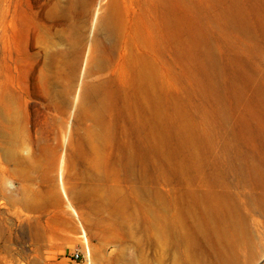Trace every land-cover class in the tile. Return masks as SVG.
I'll list each match as a JSON object with an SVG mask.
<instances>
[{"label":"rangeland","instance_id":"obj_1","mask_svg":"<svg viewBox=\"0 0 264 264\" xmlns=\"http://www.w3.org/2000/svg\"><path fill=\"white\" fill-rule=\"evenodd\" d=\"M0 1V264H264V0Z\"/></svg>","mask_w":264,"mask_h":264},{"label":"bare ground","instance_id":"obj_2","mask_svg":"<svg viewBox=\"0 0 264 264\" xmlns=\"http://www.w3.org/2000/svg\"><path fill=\"white\" fill-rule=\"evenodd\" d=\"M80 1H84V0H80ZM1 3V1H0ZM117 4V2H115V0H107L105 2V4L103 6H101V8H103V14H101V16H99L98 18V29L104 34L105 39L110 43L115 36L118 34L120 28H121V23L118 19L117 16V8L115 7V5ZM1 4H0V18H2V9H1ZM101 67V66H100ZM99 68V67H98ZM80 108V107H79ZM82 111V110H81ZM90 116V115H89ZM88 116V117H89ZM94 117V116H93ZM99 131H102V129H99ZM104 133V132H103ZM95 134V133H93ZM106 136V135H105ZM121 150V149H120ZM132 168V167H131ZM59 173H58V183L61 189L62 194L65 196V198L67 199L68 203H70L69 197L67 195L66 189L63 185V180H62V167L59 168ZM71 209L73 211V214L77 217V219H80L81 217L83 218L82 214L80 212H78L70 203ZM176 212V211H175ZM166 215V214H165ZM167 222V221H166ZM168 227V225H167ZM177 229V228H176ZM174 231V230H172ZM182 232V231H181ZM185 235V234H184ZM81 236L83 237L84 241H86V234L84 232V230H81ZM175 236V235H174ZM176 239V238H174ZM179 239V238H178ZM239 241V240H238ZM238 243V242H237ZM245 244V243H244ZM253 245V244H252ZM240 247V246H239ZM244 248V247H243ZM245 249L246 246H245ZM231 253V251H230ZM249 253V252H248ZM259 253V252H258ZM90 255V253H88ZM87 254V256H89ZM245 255V254H244ZM250 255V254H249ZM229 259V258H228ZM250 260V259H249ZM247 261V260H246ZM87 264H91V258L88 257L86 259ZM253 262V261H251Z\"/></svg>","mask_w":264,"mask_h":264},{"label":"built area","instance_id":"obj_3","mask_svg":"<svg viewBox=\"0 0 264 264\" xmlns=\"http://www.w3.org/2000/svg\"><path fill=\"white\" fill-rule=\"evenodd\" d=\"M74 258H75V259H79V258H80V255H79L78 253H76V254L74 255Z\"/></svg>","mask_w":264,"mask_h":264}]
</instances>
